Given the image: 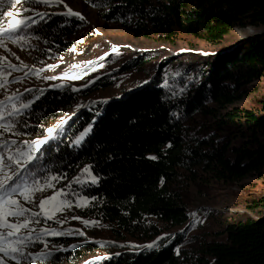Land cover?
<instances>
[{"label": "trees", "instance_id": "1", "mask_svg": "<svg viewBox=\"0 0 264 264\" xmlns=\"http://www.w3.org/2000/svg\"><path fill=\"white\" fill-rule=\"evenodd\" d=\"M86 1L95 4L106 21L119 22L136 36L165 41L185 34L216 45L235 28L258 30L227 52L192 53L193 58L189 53L188 65L180 57L163 60L159 68L155 64L135 88L60 123L54 138L40 149L30 166L36 178L49 171L71 176L78 167L91 166L90 175L98 179L83 195L96 199L84 214L113 224L116 239L128 236L139 243L85 264H264V197L251 206L256 214L232 213L223 224L222 239L201 236L198 247L188 248L186 232L173 231L191 220V187L210 196L216 184L264 173V96L251 108L234 105L251 83L264 79V0ZM80 24L79 18L58 13L34 30L48 42L62 43ZM150 60L141 55L123 68L139 70ZM174 64L185 65L186 74H193L180 92L162 84L164 70L159 71ZM110 85L112 80L104 76L88 89ZM36 97L21 117L23 131L38 136V123L75 102L77 93L54 87ZM204 109L217 115V128H233L234 135L189 139L184 121ZM85 129L88 134L74 143ZM153 156L156 159L149 158ZM55 241L70 246L72 238ZM153 242L156 245L148 247ZM98 248L97 242L76 243L72 249L51 252L47 260H82Z\"/></svg>", "mask_w": 264, "mask_h": 264}, {"label": "rangeland", "instance_id": "2", "mask_svg": "<svg viewBox=\"0 0 264 264\" xmlns=\"http://www.w3.org/2000/svg\"><path fill=\"white\" fill-rule=\"evenodd\" d=\"M64 4L81 13L85 19L81 20V24L73 35L63 37L64 42H48L34 30V27H37L38 23L47 20L49 15L51 17L53 14L66 12L67 9ZM64 4L44 5L26 2L15 6H5L4 10L13 14L18 13L23 8H32L35 9V12L47 13V16L40 19L36 15L33 16L35 12L23 13L39 21L34 27L32 26L31 29L25 31L24 35L27 36V42L16 44L12 43L11 40H6L7 47L0 48V56L6 57L3 62L4 76L2 78L6 87L0 89V99H3L5 95L17 93L20 95L21 100L26 101L35 99L39 92L54 87L70 88L77 93L75 102L58 109L51 120L38 123V136L25 133L22 129V126H25V121L22 120L21 116L16 117L15 119H18L19 123L16 124L12 132H6L4 135L5 139L17 142L11 146L10 151H15L17 147L27 151L31 145L25 142L43 139L47 136L46 130L48 128H56L61 121H65L71 115L83 109L93 110L98 103L115 98L126 90L135 88L141 82L139 79L149 76L155 64H157L156 68L161 67L163 60L169 62L180 57L188 65L190 63L187 56L189 53H191L190 57L193 58L192 53L227 52L232 46L238 44L241 39L258 30V28L251 26L235 28L225 37L223 42L216 45L185 34L178 35L173 41H165L155 36H136L119 22L106 21L101 10L86 0H64ZM10 18H4L5 27L7 26V20ZM36 37H39V39ZM114 48L115 51H113ZM12 53H15V55H12ZM141 55L150 57L149 63L141 66L139 70L126 71L123 68L126 62ZM8 62L17 65V67L15 69L9 68ZM48 65H54L55 67L50 68ZM184 66L174 64L167 66L165 69H158L160 72L164 70L162 84L175 88L173 91L176 92L185 89L193 74L189 73L187 75ZM104 76L112 80V85L94 91L88 89L91 83ZM263 96L264 79L256 80L247 87L246 96L234 105L251 108ZM208 106L215 105L209 103ZM206 110L204 109L185 119V132L189 139L192 137L210 139L217 135L227 139L229 136L234 135L235 130L233 128H225L224 130L217 128V115L208 113ZM79 136L80 134L73 141ZM85 166L89 165L78 167L77 172L71 176L69 174L47 172L44 169L47 173L37 178L41 179L52 175L62 177V179L51 181L55 188L36 191L33 196L35 204L38 205L41 199H45L53 195L56 190L63 188L64 192L69 193V195L60 196L57 199L71 202V207L65 205L62 211L55 213L53 219L45 220L42 218L41 223H33L30 227L33 229L55 228L58 232H67L69 229L72 231L71 234L65 235L46 234L42 239L47 241V247L41 243H36L25 251L33 253L42 250L57 252L72 249V245L84 242H97L99 248L82 260H63L60 263H54L53 261L49 262L50 260L41 261L37 259L33 264H85L91 259L104 257L139 244L128 236L126 239H116L112 234L113 224L93 215L84 214L83 210L93 205L92 199H83V197H86L83 195L84 189L88 187L89 183H92L91 175L82 173ZM77 177H79V183L75 180ZM41 182H43L42 179ZM214 188L213 194L209 196L200 194L194 186L191 187V220L186 225L173 229V231L179 229L186 232L185 246L188 248L198 247L201 236H205L209 240L222 239L223 235L220 232L223 230V224L232 213L249 212L256 214L251 206L264 197V173L250 174L224 186L216 184ZM17 198L23 202L22 197ZM25 206L32 208L33 211H39V208L34 207L32 204L25 203ZM192 213H195V216ZM72 217H80L81 219H73ZM57 220L62 221V223H56ZM84 220L96 221L97 223L86 225L83 223ZM81 232L83 235H80ZM58 237L72 238L70 246L63 242H56L55 238ZM8 264H14V262L8 260ZM21 264H28V262L22 261Z\"/></svg>", "mask_w": 264, "mask_h": 264}, {"label": "snow or ice", "instance_id": "3", "mask_svg": "<svg viewBox=\"0 0 264 264\" xmlns=\"http://www.w3.org/2000/svg\"><path fill=\"white\" fill-rule=\"evenodd\" d=\"M26 2L44 5L64 4V0H0V48L7 47L6 40H11L12 43L16 44H20L21 42L26 43L27 36L24 35L25 31L31 29L33 25L39 22L32 16L23 14L29 11L35 12V9L23 8L16 14L4 10L6 5L15 6ZM93 6L96 5L94 4ZM64 7L67 11L61 13L62 15L77 17L80 20L85 19L81 13L74 11L67 4H64ZM35 15L40 19H44L47 13L35 12ZM6 17L11 18L7 20V26L5 27L4 18ZM36 38L39 39V37ZM115 50L114 48L113 51ZM12 55H15V53H12ZM17 59L19 58L17 57ZM5 60L6 57L0 56V89L6 87L2 79L4 76L3 62ZM8 67L15 69L17 65L8 62ZM48 67L55 66L48 65ZM34 102V99L21 100L20 95L17 93L5 95L3 99H0V264H8V260L13 261L14 264H21L22 261L33 264L37 259L45 261L53 253L43 250L33 253L26 252L25 250L34 246L36 243H41L47 247V241L42 239L46 234L65 235L71 234L72 231L69 229L67 232H58L55 228L33 229L30 227L33 223H41L42 218L45 220L53 219L55 213L62 211L65 205L71 207V202L57 199V197L69 195V193L64 192L63 188L56 190L53 195L41 199L38 205L35 204L33 199L36 191L55 188V185L51 181L62 179V177L56 175L45 176L41 178L43 181L41 182V179L36 178L37 174L30 171V166L39 158L35 153L39 152L48 140L54 138L56 130L61 125H57L56 128H48L46 130L47 136L43 139L25 142L31 145L27 151L22 150L20 147H17L15 151H10L11 146L17 142L4 138L5 133L12 132L16 124L19 123V120L15 118L29 111ZM62 123L63 121H61ZM88 131V129H85L74 143L79 144ZM149 158L156 159L154 156ZM90 168L91 166H85L82 169V173H88L90 175ZM97 179L96 176H91L92 183H95ZM75 180L77 183L80 182L79 177L75 178ZM17 197H22L23 202ZM83 199L87 200L88 198L83 197ZM91 199L95 200L96 198L92 197ZM25 203L38 207L39 211H33L32 208L26 207ZM192 215L195 216V213H192ZM72 218L81 219L80 217ZM56 223H62V221L57 220ZM83 223L90 225L97 222L84 220ZM80 235H83V233L81 232ZM159 239H162V237ZM156 243L153 242L148 247L155 246Z\"/></svg>", "mask_w": 264, "mask_h": 264}, {"label": "water", "instance_id": "4", "mask_svg": "<svg viewBox=\"0 0 264 264\" xmlns=\"http://www.w3.org/2000/svg\"><path fill=\"white\" fill-rule=\"evenodd\" d=\"M236 45H237V44H236ZM236 45H234V46H232V47H235ZM231 49H232V48H231ZM231 49H230V50H231Z\"/></svg>", "mask_w": 264, "mask_h": 264}]
</instances>
